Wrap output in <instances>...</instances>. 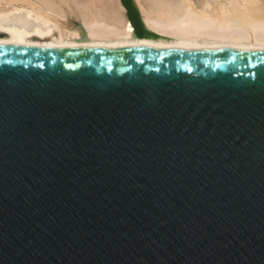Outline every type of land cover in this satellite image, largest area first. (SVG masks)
Returning a JSON list of instances; mask_svg holds the SVG:
<instances>
[{
	"label": "water",
	"instance_id": "obj_1",
	"mask_svg": "<svg viewBox=\"0 0 264 264\" xmlns=\"http://www.w3.org/2000/svg\"><path fill=\"white\" fill-rule=\"evenodd\" d=\"M0 264H264V55L0 46Z\"/></svg>",
	"mask_w": 264,
	"mask_h": 264
},
{
	"label": "bare ground",
	"instance_id": "obj_2",
	"mask_svg": "<svg viewBox=\"0 0 264 264\" xmlns=\"http://www.w3.org/2000/svg\"><path fill=\"white\" fill-rule=\"evenodd\" d=\"M139 39L120 0H0V46L264 55V0H132Z\"/></svg>",
	"mask_w": 264,
	"mask_h": 264
}]
</instances>
